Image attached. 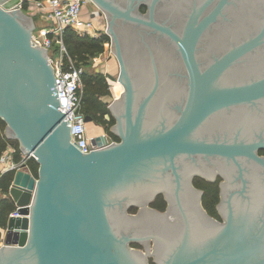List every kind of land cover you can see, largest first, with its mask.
<instances>
[{"label": "water", "instance_id": "95a60500", "mask_svg": "<svg viewBox=\"0 0 264 264\" xmlns=\"http://www.w3.org/2000/svg\"><path fill=\"white\" fill-rule=\"evenodd\" d=\"M92 1L107 14L124 90L109 104L120 139L93 135L85 152L31 15L0 0V119L39 163L36 179L17 171L10 186L19 214L0 264H264V178L247 177L249 165L264 173V0ZM216 119L220 139L204 129ZM195 175H220L223 221L203 207ZM159 193L164 210L151 205Z\"/></svg>", "mask_w": 264, "mask_h": 264}, {"label": "built area", "instance_id": "2783aa9c", "mask_svg": "<svg viewBox=\"0 0 264 264\" xmlns=\"http://www.w3.org/2000/svg\"><path fill=\"white\" fill-rule=\"evenodd\" d=\"M90 0H48V9L44 11L47 19L52 20L49 30H46L38 37L34 36L37 44L47 47L49 60L53 66L56 76V86L59 97V108L66 112V119L70 124V140L81 151L90 152L96 145L91 142V137L87 129L85 114L81 111L82 91L85 66L77 64L68 55L64 41L66 29L71 28L81 34L92 36L101 35L97 30L95 20L98 11L84 16L85 7ZM56 54V55H54ZM15 148L11 145L0 153V162L3 164V172L14 169L23 171L31 158L35 159L33 153H26L22 150L19 159L14 158ZM33 176V175H32ZM34 177V176H33ZM35 178V177H34ZM36 179V178H35ZM34 191V187H32ZM18 207L10 215L17 216ZM4 231V228H1ZM4 233L2 232L3 236Z\"/></svg>", "mask_w": 264, "mask_h": 264}, {"label": "trees", "instance_id": "16d2710c", "mask_svg": "<svg viewBox=\"0 0 264 264\" xmlns=\"http://www.w3.org/2000/svg\"><path fill=\"white\" fill-rule=\"evenodd\" d=\"M27 6L28 0L24 2V7ZM141 10L143 12L147 11V5H142ZM63 37L68 55H70L77 64H82L86 68L82 75L83 91L81 111L85 115H92L98 124L105 126L106 129L110 131V126L115 122V117L111 115L109 119L108 116L112 113L107 101L104 99L105 96L111 94L110 83L108 82L106 74L98 72L92 67V58L105 50V43L110 41V37L107 34H101L99 36L81 34L71 28L66 29ZM5 128L6 122L0 119V153L4 151L8 145H11L15 148L14 158L19 159L22 153L20 142L18 139L8 137L4 132ZM110 133L115 140L120 139L112 131H110ZM28 165L31 172L38 177V161L31 158ZM14 177V169L7 170L0 174V193L2 194L0 200V229L6 228L10 213L16 209V205L7 195ZM202 181L203 183L198 182L196 184L204 188V203L211 213L216 214L215 205L219 201L218 180L214 182ZM151 205L164 210L167 206V201L164 195L159 193L152 201Z\"/></svg>", "mask_w": 264, "mask_h": 264}, {"label": "rangeland", "instance_id": "374dc122", "mask_svg": "<svg viewBox=\"0 0 264 264\" xmlns=\"http://www.w3.org/2000/svg\"><path fill=\"white\" fill-rule=\"evenodd\" d=\"M25 1L26 0H22L20 8L22 9V11L24 13L31 15V17L33 19V23L35 25L34 36L38 37L39 36V28H41L43 26L45 20L41 17L42 15H40V13L37 12L35 7L31 5L29 0H28V6L24 7ZM85 11H87V12L84 13V16H87V17H88V14H91L92 11H98L99 12L97 19L95 20L96 28H97V30L100 31L101 34H107L110 37V41L105 43V49H107V54L110 56V59L112 60L111 73L115 76V78L113 80L111 79L110 81H117L116 84L118 87L115 89L114 92L116 93L117 97H119L122 94L124 87L117 79V77L119 75V59H118L116 53L113 51V40H112V36H111L110 32L108 31L109 21H108L107 14L105 13V11L102 10L101 7H99L92 0H90L88 5L85 7ZM54 55H56V54H54ZM113 90H114V88H113ZM116 95H114L113 91H112V94L104 97V99L107 101L108 105L113 101V99L115 98ZM111 115L112 114H109V116H108L109 119L111 118ZM115 123H116V117H115V122L113 124H111V126H110V131L113 129L112 126H114ZM97 124L98 123L96 122V120L91 121V122H87V129H88V132L90 135H96V134H99L100 132L107 133V134L111 135L110 131H108L105 126L101 125L100 127H97ZM112 138H113V136H112ZM14 139H16V138H14ZM23 170L26 173H28V175L30 174L28 177V181L30 180L31 175H33L35 178H37V176H35L31 172L29 165H27ZM129 211L132 213H135L136 207L131 208ZM2 232L5 234V232H6L5 228H4V231H0V237L2 235ZM2 237L0 238V244L4 242ZM153 259H154V256L149 258L150 263L151 264L152 263L157 264L156 262H153Z\"/></svg>", "mask_w": 264, "mask_h": 264}, {"label": "flooded vegetation", "instance_id": "af4514ba", "mask_svg": "<svg viewBox=\"0 0 264 264\" xmlns=\"http://www.w3.org/2000/svg\"><path fill=\"white\" fill-rule=\"evenodd\" d=\"M171 81V80H170ZM114 107H115V109H116V111L117 112H121V110H122V104L120 103V101H118V102H116L115 103V105H114ZM111 113H112V115L114 116V117H116L115 116V112H113V111H111ZM219 114H220V112H219ZM220 118V117H219ZM116 122H117V118H116ZM204 129H206L205 130V133L208 135H210V136H213V135H215V137H218L219 139H220V119H216V121H211L210 122V124H205L204 125ZM209 129H213L215 132H212V131H209ZM115 135H117L116 134V132L112 129L111 130ZM208 135V136H209ZM112 138V137H111ZM113 139V138H112ZM113 140H115V139H113ZM259 153L260 154H264V148H261L260 150H259ZM211 162H216V163H218L219 165H220V159L219 160H214V159H212V161ZM202 163V162H201ZM258 177V179H259V181H257L255 178H257ZM247 177L248 178H250V181H252L253 183H255V184H261V179H263L264 178V173L261 171V169L260 168H257V167H255L254 165L253 166H251V165H249V170H248V173H247ZM202 180H205V181H211V182H214V181H217L218 180V185H219V201L216 203V205H215V209H216V214L214 213H211L210 211H209V209L206 207V204L204 203V188H202V187H199L196 183H198V182H202L203 183V181ZM264 180V179H263ZM193 184L197 187V188H199V189H201V190H203V196H202V205H203V207L207 210V212L212 216V217H214L215 219H217L218 221H223V217L221 216V214H220V199H221V186H220V175H218L217 176V178L215 179V180H211V179H209V178H206V177H203V176H201V175H195L194 176V178H193ZM236 184V186L238 187V188H240V185L242 184V181H239V183H235ZM184 187V186H183ZM163 194V193H162ZM164 195V194H163ZM165 197V196H164ZM156 198V197H155ZM154 198V199H155ZM166 199V198H165ZM167 201V200H166ZM167 204H168V202H167ZM161 210V209H160ZM136 211H137V207H136ZM172 218H175V219H179V222H178V225L181 227L182 225H183V219H182V217H180V216H174V217H172ZM148 219V218H147ZM189 219H191V221H192V216L191 217H189ZM192 223V222H191ZM144 224H148V225H152V226H155V227H158V222H155L154 223V221L152 220V221H150V219H148L147 221L145 220L144 221ZM181 232L182 231H178V233L176 234V235H174L171 239H172V241H171V244H169V246H168V248L165 250V255H164V257L163 258H165V256L167 255V256H169L170 254H174V252H176V250H177V248H178V244L180 243V236H181ZM151 241H152V244H153V246H151ZM159 244L158 246L160 247V244L162 243V239L161 240H154L153 238H151L150 239V247L151 248H153L154 249V246H155V244ZM133 245L134 246H136V247H141V248H143V246L141 245V244H139V243H133ZM154 256V255H153ZM153 262H156L157 264H158V262L157 261H155V256H154V259H153ZM149 264H151L150 263V261H149Z\"/></svg>", "mask_w": 264, "mask_h": 264}, {"label": "crops", "instance_id": "0c3cea01", "mask_svg": "<svg viewBox=\"0 0 264 264\" xmlns=\"http://www.w3.org/2000/svg\"><path fill=\"white\" fill-rule=\"evenodd\" d=\"M29 1H30L31 5L35 7L37 12H39L40 15H42L41 17L45 20L43 26L41 28H39V35H41L46 30H49V28L52 24V20L47 19L45 16V13H44V11H47V9H48V0H29ZM111 63H112V60L110 59V56L107 54V49H105L103 52H101L100 54H98L97 56L92 58L93 69L98 71V72H103L104 74H106L108 82H110L111 94L113 91V94L116 95V93L114 91L118 87L116 84L117 81H110L111 79L113 80L115 77L109 76V73L112 74L111 73V70H112L111 69V66H112ZM113 88H114V90H113ZM115 97H117V95ZM100 126L101 125L97 124V127H100ZM4 132H5V130H4ZM100 133H103V132H100ZM2 172H3V164L0 162V174ZM1 196H2V194L0 195V200H1ZM0 231H3V230L0 229Z\"/></svg>", "mask_w": 264, "mask_h": 264}, {"label": "bare ground", "instance_id": "6f19581e", "mask_svg": "<svg viewBox=\"0 0 264 264\" xmlns=\"http://www.w3.org/2000/svg\"><path fill=\"white\" fill-rule=\"evenodd\" d=\"M18 181L28 183V175H25V173H21L18 177Z\"/></svg>", "mask_w": 264, "mask_h": 264}]
</instances>
